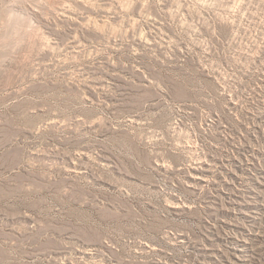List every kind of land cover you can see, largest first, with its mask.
Here are the masks:
<instances>
[{
    "label": "rangeland",
    "instance_id": "rangeland-1",
    "mask_svg": "<svg viewBox=\"0 0 264 264\" xmlns=\"http://www.w3.org/2000/svg\"><path fill=\"white\" fill-rule=\"evenodd\" d=\"M0 264H264V0H0Z\"/></svg>",
    "mask_w": 264,
    "mask_h": 264
}]
</instances>
